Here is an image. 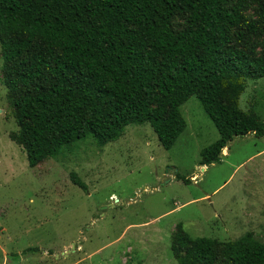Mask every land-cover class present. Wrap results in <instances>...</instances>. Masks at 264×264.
Instances as JSON below:
<instances>
[{
    "label": "trees",
    "instance_id": "trees-1",
    "mask_svg": "<svg viewBox=\"0 0 264 264\" xmlns=\"http://www.w3.org/2000/svg\"><path fill=\"white\" fill-rule=\"evenodd\" d=\"M0 53L10 136L31 167L87 135L104 146L130 124L148 123L169 149L192 95L219 132L199 165L219 162L234 136H264L238 105L245 81L264 77V0H0ZM170 249L178 264H264L251 231L220 242L177 223Z\"/></svg>",
    "mask_w": 264,
    "mask_h": 264
},
{
    "label": "rangeland",
    "instance_id": "rangeland-1",
    "mask_svg": "<svg viewBox=\"0 0 264 264\" xmlns=\"http://www.w3.org/2000/svg\"><path fill=\"white\" fill-rule=\"evenodd\" d=\"M2 66L0 53V264H178L177 223L192 238L251 231L264 243V136H234L219 162L199 165L219 132L192 95L169 149L148 123L130 124L104 146L87 135L31 167L10 136ZM238 105L264 121V77L245 81Z\"/></svg>",
    "mask_w": 264,
    "mask_h": 264
},
{
    "label": "crops",
    "instance_id": "crops-1",
    "mask_svg": "<svg viewBox=\"0 0 264 264\" xmlns=\"http://www.w3.org/2000/svg\"><path fill=\"white\" fill-rule=\"evenodd\" d=\"M224 150H225V148H223ZM224 150L223 151H221V152H224Z\"/></svg>",
    "mask_w": 264,
    "mask_h": 264
}]
</instances>
